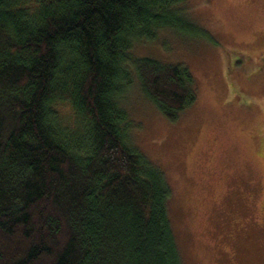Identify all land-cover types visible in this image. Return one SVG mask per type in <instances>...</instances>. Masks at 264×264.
<instances>
[{
    "label": "trees",
    "instance_id": "obj_1",
    "mask_svg": "<svg viewBox=\"0 0 264 264\" xmlns=\"http://www.w3.org/2000/svg\"><path fill=\"white\" fill-rule=\"evenodd\" d=\"M187 1L0 0V264H181L123 92L170 121L195 102L187 67L131 53L190 24Z\"/></svg>",
    "mask_w": 264,
    "mask_h": 264
},
{
    "label": "rangeland",
    "instance_id": "obj_2",
    "mask_svg": "<svg viewBox=\"0 0 264 264\" xmlns=\"http://www.w3.org/2000/svg\"><path fill=\"white\" fill-rule=\"evenodd\" d=\"M187 10L190 24L131 53L187 67L195 102L170 121L131 83L128 141L164 174L181 264H264V0H188Z\"/></svg>",
    "mask_w": 264,
    "mask_h": 264
}]
</instances>
